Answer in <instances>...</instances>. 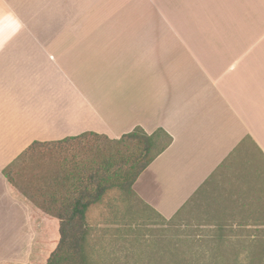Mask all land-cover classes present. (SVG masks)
Segmentation results:
<instances>
[{"label":"crops","instance_id":"1","mask_svg":"<svg viewBox=\"0 0 264 264\" xmlns=\"http://www.w3.org/2000/svg\"><path fill=\"white\" fill-rule=\"evenodd\" d=\"M135 127L172 137L132 187L165 219L216 173H264V0H0V264L45 256L57 226L3 170Z\"/></svg>","mask_w":264,"mask_h":264},{"label":"rangeland","instance_id":"2","mask_svg":"<svg viewBox=\"0 0 264 264\" xmlns=\"http://www.w3.org/2000/svg\"><path fill=\"white\" fill-rule=\"evenodd\" d=\"M52 150L29 153L13 171L29 178L63 153ZM198 196L165 219L107 191L86 215L91 264H264V173H216Z\"/></svg>","mask_w":264,"mask_h":264},{"label":"trees","instance_id":"3","mask_svg":"<svg viewBox=\"0 0 264 264\" xmlns=\"http://www.w3.org/2000/svg\"><path fill=\"white\" fill-rule=\"evenodd\" d=\"M171 143L172 137L161 128L148 134L135 127L114 140L85 132L62 141L30 145L3 170V175L36 211L57 221L54 240L47 243L48 251L42 252L45 256L33 258L32 264H91L86 215L90 206L113 188L163 218L142 202L132 187ZM45 147L63 153H52L54 159L47 160L45 167L30 168L29 178V173L13 171L26 155ZM35 170L37 173H33ZM177 215L179 212L174 217Z\"/></svg>","mask_w":264,"mask_h":264}]
</instances>
